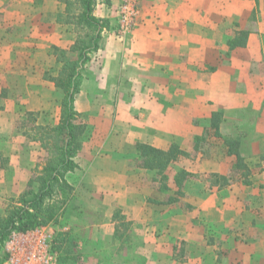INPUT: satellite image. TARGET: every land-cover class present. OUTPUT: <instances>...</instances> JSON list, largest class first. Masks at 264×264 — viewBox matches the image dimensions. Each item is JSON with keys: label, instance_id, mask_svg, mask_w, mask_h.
Segmentation results:
<instances>
[{"label": "crops", "instance_id": "0c3cea01", "mask_svg": "<svg viewBox=\"0 0 264 264\" xmlns=\"http://www.w3.org/2000/svg\"><path fill=\"white\" fill-rule=\"evenodd\" d=\"M120 4L94 9L110 29L74 101L86 124L66 175L80 206L68 223L79 264H264V0H140L125 39L111 29ZM70 15L64 0H0V215L40 154L19 123L27 113L60 122L59 52L78 60L86 34ZM218 111L221 134L242 142L246 176L224 141L196 149ZM138 144L186 156L162 179L134 164ZM181 170L190 177L179 187Z\"/></svg>", "mask_w": 264, "mask_h": 264}, {"label": "trees", "instance_id": "16d2710c", "mask_svg": "<svg viewBox=\"0 0 264 264\" xmlns=\"http://www.w3.org/2000/svg\"><path fill=\"white\" fill-rule=\"evenodd\" d=\"M80 2V12L70 15L67 21L73 23L84 31V38L79 42V59L69 60L59 52L62 72L56 83L65 92L61 106V119L57 126L36 125L34 130L36 135L33 140L38 141L44 149L46 156L43 158L42 166L38 165L34 175L29 181L27 189L20 195L16 205L6 210V214L0 218V264L6 260L3 251L4 243L11 233L27 232L36 228L57 223L58 218L65 211V207L70 202H78L74 196V188L66 180V175L76 169L74 158L81 149V142L86 124L82 116L76 112L74 101L80 90L81 70L87 65L89 55L102 48V33L105 29H110L109 20L97 18L94 9L100 0H78ZM68 12L72 7L70 0H64ZM75 13V12H74ZM27 117L36 116L34 113H27ZM222 111L213 114L210 127L205 128L204 135L196 138V149L201 146L214 145L208 141L209 137L222 140L229 155L237 158L235 170L242 171L247 175L248 169L244 161L246 156L239 153L242 142L238 139L224 137L220 132ZM36 120V119H35ZM242 137V136H241ZM206 138V140H205ZM208 142L209 144H207ZM215 147V148H216ZM138 158L136 166L144 169L158 170L162 179H166L165 170L173 163L178 162L186 156V153L176 144L168 150H160L151 146L138 144ZM190 174L181 170L176 175V183L182 187ZM216 183L219 181L226 184L227 178L213 175ZM222 184V186H223Z\"/></svg>", "mask_w": 264, "mask_h": 264}, {"label": "built area", "instance_id": "2783aa9c", "mask_svg": "<svg viewBox=\"0 0 264 264\" xmlns=\"http://www.w3.org/2000/svg\"><path fill=\"white\" fill-rule=\"evenodd\" d=\"M140 0H121L115 23L111 26L120 39L129 37L137 27ZM49 225L27 232L15 231L4 243L3 264H62Z\"/></svg>", "mask_w": 264, "mask_h": 264}, {"label": "rangeland", "instance_id": "374dc122", "mask_svg": "<svg viewBox=\"0 0 264 264\" xmlns=\"http://www.w3.org/2000/svg\"><path fill=\"white\" fill-rule=\"evenodd\" d=\"M70 1L72 2V7H71L72 13L78 14L80 12L79 11L80 5H81L80 2L78 0H70ZM210 1L212 3L217 4V5H224V4L228 3V0H210ZM71 16H73V15H71ZM23 120L24 121H21L19 123L21 132H24V133L28 134L30 136V138H33V136L36 135V130H34L33 127L37 125V116L29 118L26 115L25 119H23ZM34 121H36V125L33 124ZM39 146H40V154L38 157V162H37L36 168L34 169L32 176L34 175L35 170L38 169V165L41 164V166H42V164H43L42 162H44L43 158L46 156V153H45L44 149L42 148L41 144ZM134 164L136 165L137 161H135ZM241 172H244V170H242ZM18 199H19V197L16 199L10 200L7 209L11 208V206L16 205V201H18ZM79 209H80L79 202H70L65 207V209H64L65 211L63 212V214L58 218L57 223H52L49 225V226L53 225V227H54L53 231L55 233V237L57 238L56 244L58 247V251L60 252V258H61L62 264H79L80 261L82 260L81 249L75 241L76 236L69 233V231H68V226H69L68 223L73 218V216L78 215L77 212ZM6 210L2 215H0V218L6 214ZM128 228H127V230H128ZM122 229H126V228L124 227Z\"/></svg>", "mask_w": 264, "mask_h": 264}]
</instances>
